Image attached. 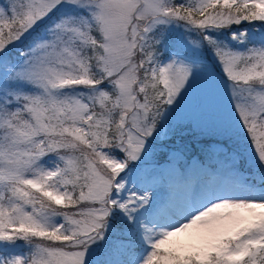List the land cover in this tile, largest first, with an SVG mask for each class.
Segmentation results:
<instances>
[{"label": "snow or ice", "instance_id": "1", "mask_svg": "<svg viewBox=\"0 0 264 264\" xmlns=\"http://www.w3.org/2000/svg\"><path fill=\"white\" fill-rule=\"evenodd\" d=\"M0 264H264V0H0Z\"/></svg>", "mask_w": 264, "mask_h": 264}]
</instances>
